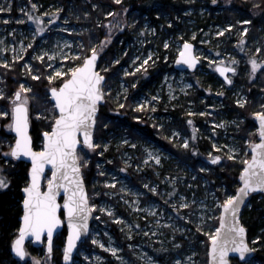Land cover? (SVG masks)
<instances>
[{
    "label": "rangeland",
    "instance_id": "rangeland-1",
    "mask_svg": "<svg viewBox=\"0 0 264 264\" xmlns=\"http://www.w3.org/2000/svg\"><path fill=\"white\" fill-rule=\"evenodd\" d=\"M182 1L186 9L183 15L176 14L172 19L161 11L156 15L158 23L155 25L147 14H128L123 0L120 3L108 0L110 5L100 9L103 14L98 12L97 0H0V8L5 9L0 12V61L7 60L13 66L16 61L23 60L22 70L32 73L33 77L39 75L34 70L37 69L34 62L46 64L49 76L57 69L67 71L82 63L95 47L101 57L99 70L102 74L113 64H121L120 75L106 82L105 87L115 103L124 108L127 97L134 93L131 88H137V82L149 76L148 71L160 62V79L153 80L133 95L132 109L137 114L136 120L143 116L149 118L159 138L173 142L174 148L180 146L188 153L202 157L196 167L189 159H182L161 144L132 137L125 130H111L101 141L95 140L100 147L101 159L98 161V175L92 177L91 203L100 207L93 211L90 235L81 244L74 258L75 264L209 263V234H215L218 228L220 204L226 194H235L226 185L216 186L212 180H216V175L226 167V161L244 167L243 161L251 156L248 141L258 140L257 126L244 127L247 119L253 118V113L261 111L264 105V70L257 71L252 77L250 62L251 57H255L258 63L264 62V0H244L251 3L252 10L256 9L253 12L259 16L256 28L242 11L235 16L227 12L233 2L239 0H217L216 3L210 0L211 11L208 0ZM32 4L39 7L33 9ZM118 5L121 6L115 7ZM9 7L11 11H7ZM56 9H62L58 20L52 15ZM92 9L97 12L95 19L92 18ZM28 12L45 21V32L39 33L36 22L28 18ZM109 12L114 15H107ZM49 20L53 23H47ZM230 24L232 28H228ZM94 25L104 28L103 39L96 38L94 34L86 45L82 34H93ZM245 28L248 29L246 33ZM222 31L223 35H216ZM120 35L127 38L117 40ZM185 41L195 42L202 65L192 73L175 68L170 71ZM166 43L167 48L164 46ZM112 44H115L113 54L109 57L107 54ZM39 56H44V59L40 60ZM149 56L151 60L140 68ZM233 58L238 63H233ZM117 60L119 63L115 62ZM213 61L216 65L237 68L231 75L232 84L219 77ZM28 64L32 65L30 70L26 67ZM61 79L58 77L50 82L56 83ZM2 80L0 76V91L6 95L0 98V110H8L11 107L8 97L13 96L16 90L7 94ZM21 84L32 89L26 80ZM201 86L205 93L196 100L194 94ZM28 95L31 107L37 110V94L31 91ZM237 100H246V103L237 104ZM42 102L47 103L45 100ZM141 104L142 109L138 107ZM41 109L45 116L52 115L49 105H43ZM170 109L179 112L175 116ZM113 112L118 111L113 109ZM10 122L11 116L0 117V159H5L6 163L15 159L4 156L15 142H10L2 134L5 130L12 133V129L6 127ZM199 140H207L211 148L202 153L197 146H190ZM185 141L187 147L184 146ZM112 145L114 154L103 157ZM82 152L90 162L94 151L85 148ZM216 155L222 157L219 162L213 160ZM156 156L160 157L159 162H156ZM217 165L219 171H216ZM0 166H4L1 161ZM214 173L216 175L212 177ZM49 177L48 174L46 179ZM112 182L115 186H111ZM184 204L188 207H182ZM104 207L113 214L103 212ZM257 236L260 235L254 236L250 243L254 252L259 248ZM96 240L105 247L94 243ZM28 245L30 255L21 260L24 264H37V261L39 264H59L58 252L61 250L63 253L65 248V244L60 245L54 240L51 254L46 249V242L32 253ZM113 247L119 249L116 254L108 251ZM61 258L63 260V254ZM245 263L262 264L254 256Z\"/></svg>",
    "mask_w": 264,
    "mask_h": 264
},
{
    "label": "snow or ice",
    "instance_id": "snow-or-ice-1",
    "mask_svg": "<svg viewBox=\"0 0 264 264\" xmlns=\"http://www.w3.org/2000/svg\"><path fill=\"white\" fill-rule=\"evenodd\" d=\"M120 2L121 0H117V3ZM212 2L216 3L217 0H212ZM38 7L37 4H32L33 9ZM3 11L5 9L0 8V12ZM7 11H11V8L9 7ZM21 11L23 12L24 9ZM60 11L62 9H56V12L52 14L54 19H60L58 15ZM44 15L49 14L45 13ZM107 15L111 16L114 13L109 12ZM27 16L36 22L39 33L45 32V21L42 18L33 15L32 12H28ZM47 23L51 24L53 20H49ZM241 23L250 22L241 21ZM232 27L233 25H228V28ZM247 31L248 29L245 28L244 32ZM216 35H223V31L217 32ZM164 46L167 48L168 44L166 43ZM193 49V44L184 42L179 52V60L176 63L183 62L192 68H196L200 57L194 54ZM243 50L241 49V51ZM98 56L99 53L94 47L91 49V55L85 56L82 63L67 71L57 69L53 75L47 76L49 81H55L58 77L63 79L58 87L54 86L48 90L52 97L50 101L52 104L51 117L45 116L43 110H38L35 113L36 119L50 118L52 120L51 131L46 130L42 133L44 139L39 151L33 148L30 132L33 115L31 113V97L28 93L32 89L21 84L14 95L8 97L11 107L8 110H0V117L11 116V122L6 127L14 129L16 133L15 143L10 145L9 152L4 153V156L15 157L17 160L28 157L31 162L29 182L23 188L25 193V198L22 201L23 223L11 245L12 251L18 257L23 258L30 255L25 247L26 239L33 236L36 241H41L45 238V233H47V251L48 253L53 251V234L64 223L58 215L61 204L57 200V196L63 189L67 192V199L63 206L67 209V223L71 229L67 237L64 260L75 264L73 252L82 235L89 230L88 221L93 211L100 207L90 203L82 171L84 165L89 161L81 154L85 148L95 151L99 147L94 142V129L99 105L105 99L106 93L104 91L105 77L97 71ZM38 58L43 60L44 56ZM13 59L16 57L14 56ZM20 59L23 57L21 56ZM64 59H68V57H64ZM149 60H151V56L144 60L140 68H144ZM115 62L119 63L118 60ZM232 62L238 63L235 58L232 59ZM250 62L252 77H255L257 71L264 70V62L258 63L255 57H251ZM212 63L225 75L227 83L232 84L233 81L228 77V72L236 73L237 69L235 67L228 69L223 64L216 65L215 61ZM0 64L12 67L7 60L0 61ZM26 67L30 70L32 65L28 64ZM48 67L51 68L52 65L49 64ZM125 74L127 75V73ZM33 78L40 79L38 75ZM5 95L3 91H0V98H4ZM236 103H246V100H237ZM138 107L142 109L143 105H138ZM261 108V111L253 113L259 122L257 129L259 142L251 139L248 141L249 146L253 149V154L250 159L243 161L245 166L240 177L242 185L237 189L235 195L226 194V198L220 204L223 209L220 226L216 228L215 234H209L212 242V264H229L228 256L232 252L238 253L241 260L250 259L249 254L254 252L247 240L248 230L240 222L239 213L252 193L264 192V105ZM184 146H188L187 141H185ZM233 151L237 150L233 149ZM100 155H103V152ZM231 158L236 159L235 156ZM221 159L222 157L219 155L213 158L214 162H219ZM155 160L159 162L160 157L156 156ZM48 165L52 166L51 176L45 181L44 173ZM10 184L11 181L6 176L4 168L0 166V189H7ZM42 185L46 186V191L43 190ZM111 186H115L114 182ZM152 190L155 191V189ZM182 207H188V205L184 204ZM102 211L109 213V215L113 214L107 207L102 208ZM119 219L123 220L122 217ZM260 239L261 237H256V240ZM94 243L99 244L101 248L105 247L99 240L94 241ZM108 251L116 254L119 249L113 247L109 248ZM97 259L102 258L97 257ZM37 264H39L38 261ZM153 264L156 262L153 261Z\"/></svg>",
    "mask_w": 264,
    "mask_h": 264
},
{
    "label": "trees",
    "instance_id": "trees-1",
    "mask_svg": "<svg viewBox=\"0 0 264 264\" xmlns=\"http://www.w3.org/2000/svg\"><path fill=\"white\" fill-rule=\"evenodd\" d=\"M96 1V0H95ZM98 3V12L100 14H103V11L100 9H104L105 7H108L110 4L108 3V0H105L103 2ZM123 3L126 4V7L128 8V14L130 13H139V15H149L150 19L155 22V25H157L158 18L156 17L157 14H159L161 11H165L168 13L172 19L175 18L176 14L183 15L185 8H183L182 0H123ZM210 11H211V2L208 0ZM111 4H114L113 2ZM115 5V4H114ZM122 5V4H121ZM121 5L115 6L119 7ZM67 6V5H66ZM255 7V6H254ZM215 10V7L213 8ZM242 11V13H245L244 17L251 19V22H253L254 27L256 28L259 24V16L253 14V12H256V9L252 10V6L250 2L239 0L233 2V4L227 9V12L230 15H236L237 12ZM96 11L92 9V18L95 19ZM99 14V15H100ZM96 24V23H95ZM95 26V32L93 34L83 33V39L86 45L91 41V39L95 36L96 38H102L104 36V28L102 26ZM170 30H173L172 27H170ZM127 38V36L120 35L118 38ZM115 41V43L117 42ZM115 44H112L107 56H112L113 54V46ZM87 53L88 50L85 48ZM89 54H87L88 56ZM101 61V57H100ZM99 61V62H100ZM22 64L23 60L16 61L12 67H6V66H0V76H2L3 80L2 82L5 84L7 94H12L13 91L19 89L22 81L26 80L28 83H30L32 87V92L37 94L38 99V109L35 110L33 107H31L32 111V124H31V134L33 136L34 146L36 149H40L42 147V141H43V135L42 133L44 131L51 130V124L52 120L49 119H36L35 113L38 110H42L43 105H49L52 109V104L50 103V94L49 89L51 87H58L61 83L62 79L59 80L56 83H51L48 79V68L46 67V64L43 62H34L37 69H34L36 73H38L40 79L36 80L33 78L32 73L26 72L22 70ZM101 62L98 65V68L100 66ZM162 64L159 62L157 65L152 67L148 72L149 76H146L145 78H142L137 82V88L132 87V95L127 97L126 104L124 108H120L119 103H115V101L112 99L111 95L107 93V87L104 88V91L106 93V102L100 107V112L97 118V126L95 130V140L101 141L104 137L108 136V131H127L128 134H130L132 137H139L144 140H153L168 150L172 152H176V154L181 157L184 160L189 159L192 165L198 166V163L202 160L201 156H195L192 153H188L187 150H184L180 146L177 148H174L173 142H168L166 139H161L158 137V132L156 131V128L152 126L151 121L149 118L143 116L141 120H136V113H134L132 106L134 103V96L140 91H142L144 88H146L147 85H149L153 80H159L160 79V71ZM121 64H113L109 70L105 71L104 74L107 76V82L111 81L112 78L115 76L120 75L119 67ZM170 71H174V66H171L169 68ZM197 85V83H196ZM204 87L206 88V84H204ZM198 91L196 94H194V98L196 100H199V98L205 93L204 88L198 87ZM42 100L47 101V103H43ZM113 109H117V113L113 112ZM171 110V113L175 116L179 112L178 110ZM52 111V110H51ZM52 114V112H51ZM49 116V115H47ZM51 117V116H49ZM255 117L251 118L249 117L247 119V122L245 124L244 128H252L256 126ZM2 134H5L10 142H14L15 137L13 133L7 132L6 130L2 132ZM256 137L255 135H253ZM258 137V136H257ZM256 137V138H257ZM256 142V141H255ZM210 143L207 140H199V142L192 143L190 146H197V150L200 152H206L208 148H211L209 146ZM99 150L100 147H98L94 153L91 155V161L86 163L83 167V174L85 178V182L88 188V193L91 201L93 188H92V177L95 175H98V161L101 159V156H99ZM114 146L112 145L110 150L106 152V154L103 157L108 158L113 152ZM82 156L85 157L83 152H81ZM86 158V157H85ZM1 163L4 165L5 174L8 177V179L11 181V184L7 189H0V264H24L21 262V259H17L12 254V242L15 239L16 235L18 234V229L21 225V216L23 214V207H22V201L24 199L23 194V188L25 185L29 182V167L30 165L24 161L19 160H10L6 163L5 159H0ZM116 163V160L114 161ZM227 163V164H226ZM226 167L222 169L220 174L214 173L211 176H217L215 178L216 180H212L213 183L218 185H226L229 191L232 193H236L237 188L239 187V178L241 171L243 170L242 164H237L232 161H226L225 162ZM216 171L220 170V167L217 165ZM132 173V171L130 172ZM140 176V175H138ZM211 178V179H214ZM136 180V179H135ZM92 202V201H91ZM242 222L245 225V227L248 230V237L249 242H252V239L256 235H260V240H257V246L259 248L254 254V257L264 264V193H254L251 195L250 198V204L247 206V208L244 210L243 216H242ZM65 236H66V228L60 232L57 237L55 238V241H58L60 245L65 244ZM28 245V244H27ZM29 249L32 251V253H35L37 251V247H34L32 244H29ZM58 259L59 264H63L62 261V252L61 250L58 252ZM231 264H246L245 262L240 261L238 258H234L231 260Z\"/></svg>",
    "mask_w": 264,
    "mask_h": 264
},
{
    "label": "water",
    "instance_id": "water-1",
    "mask_svg": "<svg viewBox=\"0 0 264 264\" xmlns=\"http://www.w3.org/2000/svg\"><path fill=\"white\" fill-rule=\"evenodd\" d=\"M185 42H189V43H191V44H193L194 45V49H193V51H194V54L196 55V56H198L197 55V53H196V44H195V42H193V41H185ZM182 47H183V44H182ZM89 55H91V53L89 54ZM177 60H179V54H178V56L176 57V59H175V61H174V68L176 69V70H178V71H187V72H195L198 68H200L201 67V65H202V60H201V58H200V61H199V63L197 64V66H196V68H192V67H190L189 65H187V64H185V63H183V62H181V63H176V61ZM99 61H100V54H99V56H98V59H97V71H99L100 73H101V71L99 70V68H98V65H99ZM218 65H220V64H218ZM223 66L224 67H226V68H228V69H231L233 66H229V65H225V64H223ZM236 68V67H235ZM237 69V68H236ZM216 71H217V74L219 75V77L222 79V80H224L226 83H227V79L225 78V75L224 74H222L219 70H218V68L216 67ZM233 73L232 72H228V77H230L231 78V75H232ZM101 75H103L104 77H105V81H104V85L106 84V82H107V76L105 75V74H102L101 73ZM232 79V78H231ZM228 84V83H227ZM50 98H51V100H52V97L50 96ZM105 102H106V96H105V99L103 100V101H101L100 102V105H99V111H98V113H97V115H96V124H95V129H94V142H95V130H96V126H97V118H98V115H99V112H100V107L103 105V104H105ZM254 120H255V123H256V126H257V128H259V122H258V120L256 119V118H254ZM49 131H51V130H49ZM30 132H31V129H30ZM12 133H13V135L15 136V139H16V133H15V131H14V129H12ZM32 135V134H31ZM32 139H33V136H32ZM44 139V138H43ZM256 142H259V135H258V140L256 141ZM15 143V142H14ZM33 148L34 149H36L35 148V146H34V141H33ZM41 149V148H40ZM40 149H36L37 151H39ZM250 153H251V156H252V154H253V149L251 148L250 149ZM251 156H250V158H251ZM15 158V157H14ZM249 158V159H250ZM16 159V158H15ZM17 160V159H16ZM19 161H24V162H26V163H28L29 165H30V167H29V173H30V169H31V162H30V158H28V157H22L21 159H19ZM245 166V165H244ZM51 168H52V166L51 165H48L47 166V168L45 169V173H44V176H45V179H46V177H47V175L49 174V176H51ZM82 171H83V169H82ZM243 171V170H242ZM242 171H241V173H242ZM240 177H241V174H240ZM30 178V177H29ZM84 184H85V187H86V189H87V192H88V188H87V185H86V182H85V178H84ZM242 185V181H241V179L239 178V187ZM42 187H43V190H45L46 191V186H44V185H42ZM238 187V188H239ZM237 188V189H238ZM255 193H264V192H255ZM23 194H24V198H25V193L23 192ZM236 194V193H235ZM234 194V195H235ZM252 194H254V193H252ZM251 194V195H252ZM251 195H250V197L246 200V203H245V205L244 206H242L241 207V210H240V213H239V218H240V222L241 223H243L242 222V216H243V213H244V210L247 208V206L250 204V198H251ZM88 196H89V193H88ZM67 199V192L65 191V190H61V192H60V194L57 196V200H58V202L61 204V208H60V210H59V212H58V215L60 216V218L64 221V223L63 224H61L56 230H55V232H54V234H53V245H54V240H55V238L57 237V235L60 233V232H62V230L64 229V227L66 228V236H65V248H66V245H67V237H68V234H69V232L71 231V229H70V227H69V225H68V223H67V209H66V207H64L63 205H64V201ZM89 200H90V197H89ZM90 203H91V201H90ZM22 207H23V204H22ZM23 211H24V209H23ZM222 211H223V209L221 210V214H222ZM221 214H220V218H219V225H218V227L220 226V222H221ZM22 217H23V214H22V216H21V225H20V227L22 226V223H23V221H22ZM93 222H94V213H92V216H91V218L89 219V221H88V225H89V230L86 232V233H84L83 235H82V237H81V240L77 243V247H76V249L74 250V252H73V260H74V258H75V256L77 255V253H78V251H79V248H80V246H81V244L89 237V235H90V232H91V228H92V224H93ZM245 226V225H244ZM44 236H45V238L43 239V240H41V241H36L35 240V238L33 237V236H30L28 239H26V241H25V247H26V250H27V244H32L34 247H41V246H43L44 245V243L46 242V236H47V233H45L44 234ZM247 240H248V242H249V237H248V231H247ZM211 243L212 242H210V245H209V263L208 264H212V259H211ZM249 245H250V247H251V244H250V242H249ZM65 248H64V252H65ZM46 249H47V242H46ZM64 252H63V264H71L72 262H70V261H65L64 260ZM52 253V252H51ZM50 253V254H51ZM12 254H13V256L15 257V258H17V259H26V257H23V258H21V257H18V256H16L15 255V253L12 251ZM254 254H255V252H253V253H251V254H249V256H250V259L254 256ZM233 258H238L240 261H242V262H246V261H248V260H250V259H245V260H241V258L239 257V255H238V253H236V252H232V253H229V256H228V260H229V264H231V260L233 259Z\"/></svg>",
    "mask_w": 264,
    "mask_h": 264
},
{
    "label": "flooded vegetation",
    "instance_id": "flooded-vegetation-1",
    "mask_svg": "<svg viewBox=\"0 0 264 264\" xmlns=\"http://www.w3.org/2000/svg\"><path fill=\"white\" fill-rule=\"evenodd\" d=\"M192 73V72H191Z\"/></svg>",
    "mask_w": 264,
    "mask_h": 264
}]
</instances>
